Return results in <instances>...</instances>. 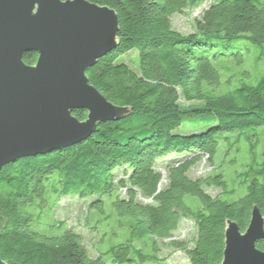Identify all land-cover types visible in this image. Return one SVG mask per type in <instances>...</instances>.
<instances>
[{"label": "trees", "instance_id": "trees-1", "mask_svg": "<svg viewBox=\"0 0 264 264\" xmlns=\"http://www.w3.org/2000/svg\"><path fill=\"white\" fill-rule=\"evenodd\" d=\"M87 1L114 10L119 20L118 45L87 71L89 83L132 115L99 124L72 147L21 158L0 171V259L166 264L155 260L157 244L170 240L183 218H191L192 246L175 241L169 246L184 249L188 264H222L226 222L244 233L254 207L264 217V164L242 175L246 194L238 199L223 191L222 172L197 179L189 172L204 158L212 163L233 135L238 142L247 130L264 127V73L252 79L240 70L251 58L264 64V0ZM207 1L193 33L173 29L174 15ZM133 51L137 57L130 67L124 58ZM37 58L27 53L24 63L35 65ZM224 72H232L234 81L223 82ZM74 116L85 121L87 112ZM186 127L193 132L185 133ZM251 146L254 152L257 144ZM212 187L223 189V195L213 198L207 192ZM70 196L91 198L96 215L105 213L106 199L111 217L121 225L128 222L130 240L91 258L78 232L49 222L59 198ZM135 239L145 246L136 249ZM146 247L155 256L145 257ZM256 247L264 252V240Z\"/></svg>", "mask_w": 264, "mask_h": 264}, {"label": "water", "instance_id": "water-1", "mask_svg": "<svg viewBox=\"0 0 264 264\" xmlns=\"http://www.w3.org/2000/svg\"><path fill=\"white\" fill-rule=\"evenodd\" d=\"M118 32L117 13L87 0H0V171L72 147L99 124L132 115L108 102L86 75L117 47ZM27 53L37 54L35 65L24 63ZM263 240L257 207L244 233L227 221L222 264H264L256 247Z\"/></svg>", "mask_w": 264, "mask_h": 264}, {"label": "rangeland", "instance_id": "rangeland-1", "mask_svg": "<svg viewBox=\"0 0 264 264\" xmlns=\"http://www.w3.org/2000/svg\"><path fill=\"white\" fill-rule=\"evenodd\" d=\"M262 4V3H258ZM210 5V1L204 4L187 9L182 15H174L171 18L173 29L183 33L189 34L195 31V21L200 19L204 10ZM135 53V54H134ZM136 51H133L124 58V61L130 67H134L136 60ZM245 72H249L250 77L255 79L258 75L264 73V64L256 63L253 58L247 61V64L240 68ZM248 75V73L246 74ZM232 76V72L223 73V82ZM234 78L230 77V82H233ZM182 106L186 107L189 104L181 102ZM185 133L193 132L188 127L184 128ZM252 136L250 139L249 136ZM234 139H229L225 143L221 144L215 159L212 163H209L206 158L192 168L189 172V176L192 179L201 177H208L213 172H222L225 176L227 187L225 190L219 188H209L207 190L213 198L222 196L223 191L227 194L234 192L236 197H243L246 194V189L243 187L242 178L249 168H260L264 164V146L262 138L264 140V127L257 129H249L245 135L237 142L239 136L233 135ZM257 144V148L254 152H251V145ZM166 184V180L162 181V186ZM161 186V187H162ZM223 190V191H222ZM124 196V195H123ZM94 199V198H93ZM100 199V198H99ZM98 200V199H97ZM103 205L105 213L96 215L97 208H91L90 204L92 199L80 200L77 197H61L57 206L55 207L49 222L64 224L66 228L72 229L78 232L83 238V244L86 247L88 254L91 258H96L102 253L108 251L112 247L124 244L127 240H130L131 230L127 221L123 220L121 225L120 220L117 217H111V213L114 212L111 203L106 205V199H104ZM197 203H199L197 201ZM196 206V202L193 203ZM196 237V227L194 221L191 218H183L178 230L173 234V237L167 241H160L157 245L158 252L155 254L152 248L146 247L144 249V255L155 256V260L166 262V264H188V258L184 249L173 248L169 246L172 241L185 243L187 246H192ZM148 241L147 238L144 239ZM143 240V241H144ZM145 246V243L135 239L133 240V246L137 249L141 248V245ZM155 254V255H154ZM164 262V263H165Z\"/></svg>", "mask_w": 264, "mask_h": 264}]
</instances>
